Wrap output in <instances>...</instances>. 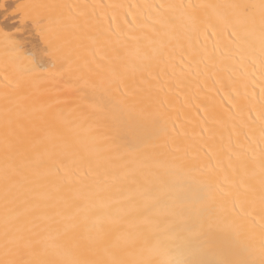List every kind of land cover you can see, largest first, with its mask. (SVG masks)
<instances>
[{
	"label": "snow or ice",
	"instance_id": "obj_1",
	"mask_svg": "<svg viewBox=\"0 0 264 264\" xmlns=\"http://www.w3.org/2000/svg\"><path fill=\"white\" fill-rule=\"evenodd\" d=\"M125 7L128 32L104 29V10ZM0 14L15 22L0 27V264H264V0ZM219 34L259 61L258 96L246 70L197 62L201 37ZM194 63L195 86L219 97L197 114L229 135L223 181L209 152L176 142L157 87Z\"/></svg>",
	"mask_w": 264,
	"mask_h": 264
},
{
	"label": "bare ground",
	"instance_id": "obj_2",
	"mask_svg": "<svg viewBox=\"0 0 264 264\" xmlns=\"http://www.w3.org/2000/svg\"><path fill=\"white\" fill-rule=\"evenodd\" d=\"M37 0H0V12L5 5L14 8L17 4L33 3ZM48 2L58 3H88V4H103V5H137L146 3H185V4H198V3H227V2H256V0H48ZM106 15L101 20L104 29L111 27L113 31L120 29L124 30L126 34L128 27L125 24L124 13L128 12V8L123 9H106L104 10ZM136 9H132V12H136ZM132 17L129 16V20ZM14 21L10 17L8 21L3 20L2 14H0V27H7L14 29ZM22 42H25L28 48L33 47V43L36 38L31 36L26 28L22 27L20 33H17ZM201 43L205 47H200L198 44L200 54L196 55V60L199 62L201 55L204 56L207 62L208 57L215 56L216 62L219 65L225 67H237L246 70V73L253 77L255 80V94L258 96L260 88V76L261 69L259 61L257 60L254 66L251 65V61L246 59V53L237 49L229 40L226 34H219L217 36L209 38L201 37ZM206 48V51H205ZM39 54V53H38ZM191 59V57H189ZM237 61H241V64H237ZM179 63V61H176ZM211 66V65H209ZM185 72L181 73L180 70L168 67V75L161 76V81L157 83V87L163 86L164 91L167 93V99L170 101L168 105V111L171 115L172 123L175 124V131L173 136L176 138V142L182 147L189 149L190 157H203V153L199 150L202 148L204 151L209 152L211 156V163L214 166H219L221 180L223 181L225 176H232V170L228 167L230 152L229 135L228 132L221 128L218 124L214 123L209 114L201 112L197 114L198 109L205 104H211L212 97H216L215 90H211V80H208V96L200 92L193 82L195 79L200 80V84L203 85L204 78H193L188 75L191 71H195L197 64L194 63L192 69H189L187 65H183ZM199 68L203 70L204 64L200 63ZM174 73V74H173ZM169 77H171L169 79ZM3 80V70L0 68V81ZM2 88V85H0ZM251 91V89H249ZM163 95V93L161 94ZM219 97H216V103L218 104ZM207 129V130H205ZM204 130L203 136L201 131ZM236 137H232V144L235 145ZM205 160L207 158H204ZM119 163V161H117ZM225 187H228L226 184ZM256 213H259V207L255 209ZM259 219V216H257Z\"/></svg>",
	"mask_w": 264,
	"mask_h": 264
}]
</instances>
